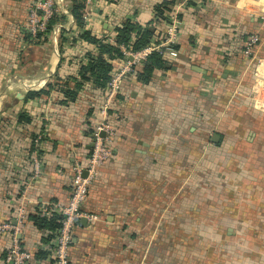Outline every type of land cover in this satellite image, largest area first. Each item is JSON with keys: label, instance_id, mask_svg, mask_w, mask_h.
<instances>
[{"label": "crops", "instance_id": "0c3cea01", "mask_svg": "<svg viewBox=\"0 0 264 264\" xmlns=\"http://www.w3.org/2000/svg\"><path fill=\"white\" fill-rule=\"evenodd\" d=\"M32 1L0 0V221L16 223L22 205L18 238L33 251L26 264H54L53 239L29 215L70 197L102 90L84 82L76 100L62 102L58 78H79L93 45L79 38L73 15L56 17L47 38L28 40ZM161 1L99 0L83 30L102 37L127 19L146 24ZM190 1L179 8L172 68L144 83L138 64L109 110L112 156L82 205L98 217L78 220L70 264H264V0ZM252 33L260 43L248 57ZM20 112L31 121H18ZM10 244L0 234V264Z\"/></svg>", "mask_w": 264, "mask_h": 264}, {"label": "built area", "instance_id": "2783aa9c", "mask_svg": "<svg viewBox=\"0 0 264 264\" xmlns=\"http://www.w3.org/2000/svg\"><path fill=\"white\" fill-rule=\"evenodd\" d=\"M83 1L85 3L82 16L84 25L79 26L78 30L84 29V26L90 20L92 5H95L99 0ZM186 2L187 0H180L170 10H164L162 17L154 16V27L159 31H163L159 43H156L154 40L153 43L138 51H133L130 47L121 45L123 57L112 61L114 63L112 78L107 83L105 89L102 90V103L99 109L101 118L97 121L91 133L93 146L88 156L80 158L73 166V174L70 178V197L64 204L52 203L43 205L38 211L41 216H51L54 212L63 215L61 227L57 231L56 237L52 240V245L49 247L54 257V264H70V249L78 220L82 217L95 220L98 217L95 214L86 213L82 209V205L88 197L90 185L100 175V168L112 156L110 145L116 135L117 129L111 121L109 110L114 106L115 99L122 90L125 78L134 74L136 66L146 60L152 51L158 50L165 54H173L175 52V48L172 45L178 43L180 35L181 20L178 17L180 13L179 8L182 4L186 5ZM71 3V0H33L28 7L26 33L33 39L47 38L52 33L50 20L56 17L71 16ZM262 13V17H264V12ZM163 16H167L169 21H166ZM53 33L56 34L57 31H53ZM115 35L116 31L111 36H102L100 38H107L109 42L113 43ZM259 43V34L252 33L244 42L243 53L248 57L252 56ZM92 45L93 49L91 52L96 50L95 45ZM101 132H104V136H102ZM44 135L45 133H40L35 138L36 151L33 158V178L39 176L41 172L38 148L43 141ZM85 171L87 172L86 175H84ZM17 210L16 223H12L10 220L0 221V234L6 233L11 236V244L7 248L3 264H26V262L33 258V251L22 247L20 244L18 234L23 225L25 210L22 205Z\"/></svg>", "mask_w": 264, "mask_h": 264}, {"label": "trees", "instance_id": "16d2710c", "mask_svg": "<svg viewBox=\"0 0 264 264\" xmlns=\"http://www.w3.org/2000/svg\"><path fill=\"white\" fill-rule=\"evenodd\" d=\"M71 13L74 16L76 23L79 26L84 25L83 10L85 3L83 0H71ZM180 0H163L154 6V16L162 17L164 10H170L175 3ZM188 4H194L192 1L187 0ZM166 21H169L167 16H163ZM178 17H182V13L178 14ZM55 18L50 20V25ZM154 19L146 24H142L139 21H132L130 19L125 20L120 26L115 28L116 35L114 42L111 43L107 38L97 37L90 30H82L79 34V38L86 40L89 43L95 45L96 50L87 53V61L83 63L79 69V78L69 76L63 80L58 78L59 89L63 92L65 99L63 103H68L77 99L79 90L82 88L84 82H92V84L100 90L105 89L107 83L112 78V72L114 70L113 60L123 57V52L120 48L121 45L130 47L133 51L141 50L151 43H159L161 41L162 30H157L154 27ZM251 35V34H250ZM249 35V36H250ZM247 36V37H249ZM40 37V36H39ZM38 38V37H37ZM28 40H32L30 35H27ZM247 39V38H246ZM173 48H179L178 44H173ZM173 60L168 55L161 51L154 50L150 53L146 60L139 64L137 77L140 81L147 83L150 81L156 70H168L172 68ZM138 67V66H137ZM136 67V68H137ZM74 81V82H73ZM51 89L53 87H50ZM48 90L29 91L26 95V100L33 99L43 93L48 94ZM18 121L30 122L31 118L24 112H20ZM33 136V147L35 148V138ZM91 151V150H90ZM40 152V151H39ZM37 212L29 215V218L36 224L41 230L49 231L45 241H51L56 237L57 231L61 227V220L63 215L54 212L51 216H41ZM38 252V258L41 256ZM45 256V253L42 255ZM41 256V257H42Z\"/></svg>", "mask_w": 264, "mask_h": 264}, {"label": "water", "instance_id": "95a60500", "mask_svg": "<svg viewBox=\"0 0 264 264\" xmlns=\"http://www.w3.org/2000/svg\"><path fill=\"white\" fill-rule=\"evenodd\" d=\"M101 134H102V136H104V132H101ZM213 139H214L215 141H217V140L219 139V135H218V134H215ZM91 146H93V143H92ZM86 174H87V172L85 171V172H84V175H86Z\"/></svg>", "mask_w": 264, "mask_h": 264}]
</instances>
